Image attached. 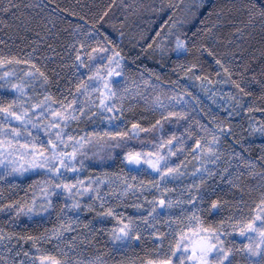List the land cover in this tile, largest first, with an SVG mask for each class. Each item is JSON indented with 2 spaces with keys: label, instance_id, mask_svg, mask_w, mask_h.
<instances>
[{
  "label": "snow or ice",
  "instance_id": "obj_1",
  "mask_svg": "<svg viewBox=\"0 0 264 264\" xmlns=\"http://www.w3.org/2000/svg\"><path fill=\"white\" fill-rule=\"evenodd\" d=\"M55 3L0 0V24L12 31L9 42L22 38L23 45L13 50L0 39L4 45L0 48V181H5L0 184V213H11L5 223L13 228L21 225V217L42 220L50 210L62 217L39 233L0 225V264H264V144L259 156H245L241 149L249 147L247 141L232 135L230 152L221 150L224 138L232 132L229 118L239 115L237 109L253 110L245 108L244 101L253 95L252 84L259 86L264 99V0H160L159 4L124 5L133 16L149 11L171 13L164 22L170 21L167 31H157L145 49L158 50L162 61L173 53L194 51L215 58L223 79L219 73L217 80L194 75L193 69L200 68L197 58L176 63L175 69L199 80L201 91L212 93L210 99L224 95L226 116H209L212 127L193 116L196 105L202 104L198 93L187 84L181 87L179 77L162 80L155 69L143 64V70L132 72L123 49L107 32L103 40L95 39L102 29L88 17L84 24L68 21L73 31L66 40L68 51L61 57L58 25L67 20L64 14L70 9L59 5L53 9ZM193 20L198 25L188 35L184 27ZM120 23L123 28L125 22ZM30 34L34 36L31 44L23 43ZM257 37L259 49L252 43ZM124 38L125 33L119 31V40ZM49 39L54 42L48 43ZM54 58L60 60L61 69L69 68L70 75L62 76L56 67H49ZM65 81L66 92L61 87ZM217 83L233 85L235 91H212ZM140 102L159 113V118L129 120L125 113ZM169 121L177 125L183 121V131L165 133L164 124ZM104 122L107 126H101ZM249 132L264 137V121H250ZM132 140L139 141V146H131ZM118 148L127 171L102 167L98 173L82 176L88 167L85 158L103 162L107 154L116 155ZM225 155L229 160L238 157L234 170L231 163L220 167ZM190 156L197 161L195 165ZM29 174L37 179L27 185L28 192L6 191L5 186L21 189L15 178ZM189 175L191 183H186ZM217 177L238 189L239 199L215 195ZM8 178H14L12 183ZM129 196L136 201L133 207L146 214L121 213L120 204ZM60 197L71 203L58 207ZM83 197L88 198L86 204ZM226 207L234 211L222 219H209L210 213H222ZM66 209L94 212L93 220L99 217L109 233L111 248L95 255L88 252L82 245L96 242L93 221L68 216ZM108 219L113 222L105 227ZM73 225L87 229L88 235L66 238L76 231ZM234 233L244 238L239 247L232 239ZM28 242L31 247L25 248ZM138 246L139 253L135 251Z\"/></svg>",
  "mask_w": 264,
  "mask_h": 264
},
{
  "label": "trees",
  "instance_id": "obj_2",
  "mask_svg": "<svg viewBox=\"0 0 264 264\" xmlns=\"http://www.w3.org/2000/svg\"><path fill=\"white\" fill-rule=\"evenodd\" d=\"M29 0H24V3H28ZM46 3H51V0H45ZM134 2L138 3H156L159 4L160 0H56V3L52 5L53 9L56 8L57 5H59L60 9L63 8H69L70 11L68 13H65L64 15L67 17V20L61 24L58 25V30L61 31L62 36L60 38H57L60 45L63 47V51H61V48L58 47L57 51L61 52V57L64 56L65 52L68 51L66 47V40L68 38V35L73 31V27L69 26L68 21L72 22H79L81 24L85 23L84 17H88V19H92L94 24L98 22L99 28L102 30L100 31L98 36H95V39L97 40H103L104 39V33L107 32L110 37L113 38L114 42L118 43L120 48L123 49V53L125 54L127 66L128 68L134 72L137 73L143 69H141L140 65L143 64L147 68H152L157 71L158 74L161 75L162 80L167 81L169 78L175 80L179 77L180 82L184 80L186 77L182 74H179L175 71L176 69V63L184 62V61H191L194 58H197L200 63L199 69H193V74L196 76H199L203 74L206 77H210L212 80H217L219 73V79L224 78V73L221 71V68L219 65L215 63V58L212 57L207 52L197 53H186L180 56H176L174 53L172 54L171 58L165 57L162 61V58L159 55L158 50H148L145 51L147 48L148 43H153L152 37H155V34L157 31H167L169 24H164L165 20H168V15H171L169 13L168 15L161 14L159 12L152 13V12H142L138 15H131L129 9H125L124 5L126 4H132ZM166 2V0H165ZM174 2H179V0H174ZM185 3L193 2V0H184ZM72 11H75L77 13L76 16H72ZM105 12L107 15H105ZM100 16H104L103 20H100ZM127 16V19L125 17ZM173 19H179L178 16H172ZM121 21L125 22V26L121 27ZM164 24V28L161 29L160 25ZM198 25L197 20L191 21L189 24L185 25L184 31L188 32V35H191V32L188 31L190 28L192 30H195V26ZM123 31L125 33V38L123 41L119 40V31ZM226 31V30H225ZM12 36V31L8 28H5L3 24H0V39L5 41V44H8L13 50H20L23 45L21 43L22 38H17L16 40L9 42V37ZM140 36H143L144 39L141 40ZM34 39L33 35H29L27 40H24L23 43L31 44V40ZM157 41L159 38H156ZM248 38L245 37V40ZM259 40V37L256 38L255 41H252V43L255 45L257 49H259L260 44L257 42ZM54 41L52 39H49L48 43H53ZM174 44V41H173ZM4 45H0V48H3ZM45 45H42L41 48H45ZM243 47L247 48L248 44L245 43ZM30 49H24V51H27ZM220 51H223V47L219 49ZM74 55V53L72 54ZM246 55V54H245ZM258 55V53H257ZM67 62V61H66ZM239 63V62H235ZM60 60L53 59L49 67H56L57 71L61 73L62 76H68L70 75L69 68H63L61 69L59 67ZM238 71V68H237ZM59 83V81H57ZM67 81H65L64 84H61V87L64 89V91H67ZM229 90L232 89L235 91L233 85H228ZM250 91H252V96H246L244 97L245 101V108L248 106L252 107V111L248 112L246 110L239 109V115H235L234 118H231L230 122L232 124V132L227 134L224 138L226 140V143H223L221 146L222 152H230L231 146L234 144V141L232 140V135H235L237 139L243 138L247 141L249 147L241 149L245 152V156H251L253 158L260 155L261 152V145L264 144V139L261 140H255L252 139L249 136V124L250 121L254 123H259L260 121H264V112L261 110L264 109V99L260 97V91L259 86L256 84H252L249 88ZM125 115L129 118V120L133 118H143L144 120H147L149 122L153 121V118L156 119L159 118V115L148 111L145 109L142 105L138 104L133 107V111L129 113H125ZM81 128H84L85 125L81 124ZM91 125L89 124L87 128ZM185 127V124L183 121L180 122V124L172 123L171 121L166 122L164 124V131L165 133H168L170 131H176L177 133L183 131V128ZM154 136L158 135L157 133L153 134ZM131 146L138 145L139 141L132 140L130 141ZM137 146V147H138ZM191 147V144L189 145ZM116 155L109 154V158H106L104 162L101 164L102 166H96L91 165L88 166L89 170L93 172H99L102 167L108 168L109 171L116 172L119 170H125L124 164L121 162L122 158V150L116 149ZM180 159H183V156L180 157ZM232 163L231 160H229V157L227 155L222 157L220 167H223L224 164ZM36 178L29 179L25 182L20 183L23 187L21 189H8L6 187V191L9 192H16L19 195H23L25 192H28L27 185L31 183L32 181L36 180ZM215 184H213V187L216 188L215 195L220 196L222 199L225 200H236L239 199V190L238 189H232L230 186L226 183V181L222 182L219 180V178H214ZM186 183H191V180L185 181ZM209 184H212V181L208 182ZM218 186V187H217ZM177 191H179V185H177ZM139 195V194H137ZM215 198V196H213ZM115 202V201H114ZM127 204L128 207L125 208L123 205ZM136 203V201L131 197H127L123 202H121L119 210L121 213L127 211L131 215H141L146 214L143 210L136 209L133 207V204ZM64 204V202L59 198L57 200V206H61ZM207 204L205 205V207ZM51 214L46 215L43 217L42 220H34L29 221L26 217H21V225L19 227L13 228L11 224H6L5 221H7L8 216L11 215V213H0V225H4L5 227H8L9 230H15L25 233H39L42 232L45 228L51 229L52 225L57 224L62 217H58L55 210H50ZM234 211L231 207H226L222 213H215L209 214V219H222L224 215H230ZM96 214L94 212H89L86 214L83 212L82 216L80 217L82 220H92L93 225L96 230V236H95V243H90L87 245H82L83 247L87 248L88 252L95 255L97 252L106 251L107 249L111 248V242L109 241V233L104 231V229L101 227L100 218L96 217L95 220H93V217ZM113 221L106 222L104 221V226L108 227L111 225ZM166 225H162V230H166ZM76 229L75 232H72L70 234H66V238H70L71 236L77 235V233L88 235L87 229L81 228L78 226L74 227ZM92 240V237L89 236V241ZM23 244V241H21ZM148 246H151V240L146 241ZM54 244V242H53ZM53 244H47L46 246L49 248L53 247ZM25 248L31 247V242H28L27 244H24ZM137 253H139V246L135 250Z\"/></svg>",
  "mask_w": 264,
  "mask_h": 264
},
{
  "label": "rangeland",
  "instance_id": "obj_3",
  "mask_svg": "<svg viewBox=\"0 0 264 264\" xmlns=\"http://www.w3.org/2000/svg\"><path fill=\"white\" fill-rule=\"evenodd\" d=\"M185 84H187L189 86V90L190 91H192L194 93H198L199 96H200V99L202 101V104L196 105V112L193 113V116L196 119L203 120L205 124H207L209 127H212V122L209 119V116H215V117H218V118H221V119L226 116V109H227L228 106H227L226 103H223L224 102V95L223 94H221L218 97H215L214 99H210L209 97L212 95V93L211 92L201 91V89L199 87V85H200V81L199 80L191 79L190 77H186L184 80L181 81V87H183ZM219 88L223 89V93H226V92L229 91L228 85H220L219 83H217L216 85L212 86V91H215L216 89H219ZM138 104L142 105L148 111H151L150 109H148L145 106V104L143 102L137 103L135 105H138ZM200 108H203V112L199 111ZM237 111L240 112L239 109H237ZM151 112L159 115V113H156L154 111H151ZM205 113H207L208 115H205ZM234 116L230 117L229 120H231V118H234ZM101 126H107L106 122H104V124L101 125ZM81 129H83V128H81ZM87 130L90 131L91 130L90 127H88ZM249 136L252 139H255V140L264 139V137H261L259 135V133H256V134L253 135V134H250V132H249ZM137 146L138 145H134L133 147H137ZM106 158H109V154H107ZM189 160H191L193 165H195L197 163V161L192 160L191 156L189 157ZM103 162H101L98 158L97 159H92L91 157L85 158V164L88 165V166H91V165L102 166L101 164ZM231 162H232L231 163L232 169L234 170L236 168V165H237V162H238V157L231 159ZM189 173H191V166L189 167ZM91 174H93V171L89 170V168H85L83 170V172H82V176H88V175H91ZM33 178H36V177L35 176H31L29 174V175H27V177H18V178H15V179H17V182L22 183V182H25V181H27L29 179H33ZM69 178H73V177L70 176ZM13 179L14 178H8V183L9 184L12 183ZM189 180H191V176L190 175L186 178L185 181H189ZM4 183H5V181H0V184H4ZM179 183H180L179 181L176 182L177 185H179ZM60 199L64 203H71L70 199H68L66 197H60ZM81 199H83L85 204L88 202V198L87 197H83ZM65 211L67 212L68 216H73V217H76V216L81 217L83 212H85L86 214H88L90 212V211L81 212V211L76 210V209H66ZM105 221L106 222H111L112 220L108 219V220H105ZM75 226L76 225H73V227H75ZM232 239L235 240L236 247H239V245L241 243L245 242L244 238L243 237H239V234H236V233L233 234ZM237 259H241V257L239 255H237Z\"/></svg>",
  "mask_w": 264,
  "mask_h": 264
},
{
  "label": "flooded vegetation",
  "instance_id": "obj_4",
  "mask_svg": "<svg viewBox=\"0 0 264 264\" xmlns=\"http://www.w3.org/2000/svg\"><path fill=\"white\" fill-rule=\"evenodd\" d=\"M229 135V134H228Z\"/></svg>",
  "mask_w": 264,
  "mask_h": 264
}]
</instances>
